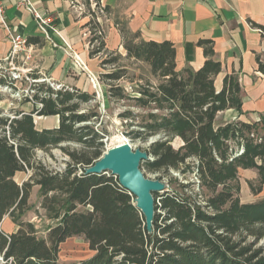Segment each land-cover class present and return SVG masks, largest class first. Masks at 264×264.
Listing matches in <instances>:
<instances>
[{"label": "trees", "instance_id": "trees-1", "mask_svg": "<svg viewBox=\"0 0 264 264\" xmlns=\"http://www.w3.org/2000/svg\"><path fill=\"white\" fill-rule=\"evenodd\" d=\"M90 25L94 28L92 21ZM119 30L127 56L146 62L151 73L161 78L153 91L142 89L141 96L134 97L139 105L154 102L161 111L147 114L148 120L140 130L142 137L163 132L182 140L177 148L168 138L151 142L144 149L149 158L141 160L139 167L167 171L194 157L200 186L206 190L203 203L197 200V194L186 191L187 184L154 191V215L148 230L134 195L119 184L115 175L109 171L85 172V167L102 155V136L85 123L96 112H77L79 103L72 100L90 95L53 91L43 83L39 86L46 93L34 95L42 106L33 111L40 116L57 115L56 127L36 128L32 111L15 113L11 118L0 116V264H63L58 260L59 245L74 235L83 236L93 253L68 264H264V246L254 248L264 239V197L241 202L231 185L240 167H256L264 184V137L260 142L249 137L258 121H237L217 128L213 125L218 111L232 107L240 112L237 79L226 75L222 88L215 90L214 76L221 64L210 58L213 50L209 40L198 41L207 56L199 69L176 70L175 51L169 41L140 40L123 25ZM259 30L264 36V27ZM27 39L29 43L39 41ZM94 39L97 44L91 54L104 50L101 32L94 34ZM112 61L104 58L101 63ZM29 76L38 78L31 73ZM102 76L117 80L123 72ZM122 89L111 84L109 95L122 98L126 94ZM259 123L264 125V120ZM236 134H247L243 137L244 150L229 155L226 140ZM61 141L82 144L81 149L62 147L69 156L62 171L49 170L33 158L35 148ZM256 157L261 159L260 164ZM26 168L32 170L31 175L18 183L14 175ZM34 184L39 186L47 217L54 220L46 238L37 236L32 222L18 218L29 208ZM5 215L17 225L15 231L2 229Z\"/></svg>", "mask_w": 264, "mask_h": 264}, {"label": "crops", "instance_id": "crops-1", "mask_svg": "<svg viewBox=\"0 0 264 264\" xmlns=\"http://www.w3.org/2000/svg\"><path fill=\"white\" fill-rule=\"evenodd\" d=\"M98 1L103 12L96 15L92 11L90 16L89 11L80 13L72 8L69 0H31L34 7L56 18L57 32L52 33L54 45L43 38L32 15L17 6L16 0H3L7 22L26 37L39 39L31 42L29 59L17 60L16 64L39 78L90 94L93 87L87 79V71L92 74L101 71V58L98 53L91 54L87 39L93 17L104 32V52L125 54L119 30L123 25L129 32L137 33L140 40L169 41L175 51L176 70L199 69L207 56L198 41L209 40L213 50L210 58L221 64L214 76L215 90L222 88L226 75L234 76L241 97L240 112L232 107L218 111L214 123L220 119L216 126L228 121L264 120V66H259L260 62L264 63V36L259 30L260 26L264 27V0ZM9 49L6 31L0 24V60ZM75 56L83 61L87 71L77 67ZM50 121L52 126L58 125V118ZM41 128L47 126L41 125ZM17 173L20 180L25 178L23 171Z\"/></svg>", "mask_w": 264, "mask_h": 264}, {"label": "rangeland", "instance_id": "rangeland-1", "mask_svg": "<svg viewBox=\"0 0 264 264\" xmlns=\"http://www.w3.org/2000/svg\"><path fill=\"white\" fill-rule=\"evenodd\" d=\"M88 28L91 32L87 33V39L89 44L92 43V49L93 45H96V41H93V28L91 25H89ZM135 41L138 40L135 39ZM98 54L101 60L109 58L113 59V61L108 64H102L100 60L101 71L98 72V74H92L84 68V70L87 71L88 81L90 82L88 74L94 78L97 90L93 89V93L90 94L83 92L90 95L87 99L80 98L77 100L74 98L72 101L79 103L77 112H96L97 115L85 123L93 125L102 136L100 139L102 141V154L108 148L124 141H127L133 149L140 148L144 150L152 141L159 138H168L171 140L170 143L174 148L179 147L182 144V140L179 137H171L161 132L143 138V133L140 131L143 130L142 125L148 120V113H160L161 111L155 107L154 102H151L149 105H139L134 97H140V90L142 89L153 91L161 78L151 73L150 66L146 62L127 56L126 50L123 55L119 52L106 53L103 49L98 52ZM116 70H121L123 72V76L117 80H110L102 76L104 73ZM14 73L15 71L11 69L10 65L8 66V64L5 63L1 64L0 116L11 118L15 116V113L32 111L34 123L38 129L41 125H45L47 128L56 127L52 126L53 122H51L50 119H55V121H57L58 118L57 115H53L55 117H47L34 113L33 110L36 108L39 109L42 106L40 102L36 101L34 95H44L46 93L44 89H40L41 87L39 85L44 83L50 86L53 91L62 92L67 90L73 94L80 93L78 90H72L71 88L68 89L63 85H59L41 77L32 78L29 76L28 70L21 69L20 75L17 77H14L17 72ZM111 84L122 87L123 92L126 94L122 98L111 97L108 91ZM219 119L220 118H217L216 122L213 124L214 128L222 127L226 124L237 123V121H228L216 126V124L219 123ZM259 122L260 121H258L256 131H252L249 134V137L256 142H260L261 137H264V125H261ZM243 137H247V134H244V136L236 134L235 138H229L226 140L230 146L229 155H238L243 152ZM62 147L81 149L82 144L75 141H61L60 143L47 148H35L33 158L43 163L47 168L53 166L60 167L63 164L66 165L69 161V156ZM62 154L68 156V161L66 160L67 162L63 160L64 156ZM255 159L258 164L261 163L260 158L256 157ZM194 164H196V159L190 157L176 169L168 168L167 171L161 170L153 172L147 170L143 166L141 170L146 177L163 181L165 183V188H178V184H187L188 188H186V191L188 193L197 194V200L203 203V198L206 197V190L200 186ZM23 172L25 176L24 179L20 180L19 173L14 175V179L18 183L28 179L32 170L26 168ZM231 185L234 195L238 197L241 202H253L264 197V190L262 189L259 191V188H262L263 184L260 182V176L256 167L238 168L237 175L231 182ZM41 202L42 195L39 186L34 184L28 198L29 208L18 215V218L23 221L32 222L36 229L37 236L46 238L48 228L54 223V220L47 217L45 209L41 206ZM12 228L17 229V225L10 220L9 216L5 215L2 229L10 232L13 231ZM260 245L264 246V239L259 240L254 245V248ZM92 253L93 251L88 248V244L83 236L74 235L60 243L58 260L63 264H68L87 258L91 256Z\"/></svg>", "mask_w": 264, "mask_h": 264}, {"label": "water", "instance_id": "water-1", "mask_svg": "<svg viewBox=\"0 0 264 264\" xmlns=\"http://www.w3.org/2000/svg\"><path fill=\"white\" fill-rule=\"evenodd\" d=\"M153 142V141H152ZM149 158L140 148L133 149L127 141L108 148L91 165L86 173L110 172L118 178L119 184L134 195L136 207L144 216L148 230L154 215V191H162L165 183L160 179L146 177L139 167L140 161Z\"/></svg>", "mask_w": 264, "mask_h": 264}, {"label": "built area", "instance_id": "built-area-1", "mask_svg": "<svg viewBox=\"0 0 264 264\" xmlns=\"http://www.w3.org/2000/svg\"><path fill=\"white\" fill-rule=\"evenodd\" d=\"M69 2L71 4V7L74 8L75 10H78L80 13H82L83 11H89L90 16L92 11L96 12V15H98V13H101L104 10L103 6L99 3L98 0H69ZM16 3L17 6H22L27 12H29L32 15L36 27L40 32V34L43 36V38L49 40L54 45H56V42L52 37V33L57 32L56 22H55L56 18L53 15L34 7L31 0H16ZM92 23L94 24L93 34H98L101 32V35L104 39V32L99 24V21L96 20L95 17H93ZM0 24L5 29L6 36L10 43L9 52L5 57H3L0 60V66L1 64L4 63L8 64V66L10 65L11 69L14 70L15 73L17 72V74L14 73L15 74L14 77H17L18 75H20L21 68L19 67V64H16V61L19 60L20 62H22L23 60L29 59L32 53V44L28 42V39L24 34L17 31L15 26H12L7 22L5 17V5L3 0H0ZM90 32L91 31L89 29L88 33ZM93 41H96V39H94ZM74 62L77 65V67H79L80 69H84V68L86 69V66L81 61V59H79V57L75 56ZM25 76L29 78L27 75ZM88 78L91 82L93 89L97 90L94 78L90 74H88ZM96 94L98 95L97 92ZM62 155L64 156L63 160L66 161L68 156H66L65 154ZM65 167L66 165L63 164L60 167L53 166V167H48V169L57 172V171H62L63 169H65Z\"/></svg>", "mask_w": 264, "mask_h": 264}]
</instances>
